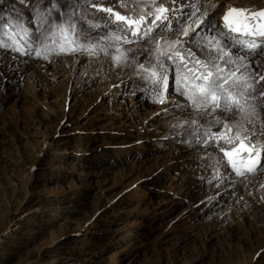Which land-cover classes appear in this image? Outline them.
I'll use <instances>...</instances> for the list:
<instances>
[{"label":"rangeland","instance_id":"1","mask_svg":"<svg viewBox=\"0 0 264 264\" xmlns=\"http://www.w3.org/2000/svg\"><path fill=\"white\" fill-rule=\"evenodd\" d=\"M79 2L58 0L64 9ZM120 2L104 0V5L119 6ZM50 3L2 0L0 16L18 15L32 27L34 9H44ZM166 5L171 18L172 0ZM54 15L59 21L58 12ZM101 16L97 13L89 19L99 20ZM80 27L87 25L81 22ZM104 33L101 28L91 34ZM176 34L173 20L171 29L162 35L168 38ZM131 45L134 49L123 45L130 49L129 59L119 66L111 55L72 53L44 60L0 49V264H264L263 182L239 183L241 186L228 189L223 186L220 194L230 192L232 196L213 205L221 179L205 181L212 180L214 170L222 177L231 170L224 163L211 164L212 168L205 163L214 155H204V146L189 135L187 126L174 127L182 123L179 114L157 120L153 127L148 119L149 140L144 138L147 131L140 129L150 112L130 121L123 116L109 121L123 113V97L108 96L102 102V95L119 87L133 59L139 64L149 58L148 41ZM2 54H14L22 60L13 82L6 77L10 61L1 58ZM54 58L60 64L48 69ZM252 59L264 67V48ZM85 82L86 90L75 94ZM135 82L142 84L136 74L132 77ZM250 83L257 87V94L263 92L264 80ZM70 92L72 97L66 102L65 95ZM166 99L165 104L185 103L182 96L173 93L171 76ZM259 99L253 102L262 121L264 107H259ZM155 100L152 104L158 106ZM187 113L200 124L212 120L206 113L190 109ZM215 115L221 121L236 117L235 111ZM55 132L60 142L45 155L40 154L43 133L52 136ZM154 144L160 146L159 151L155 152ZM176 150L185 151L184 159L198 161L197 165L167 171L170 154ZM34 164L37 167L31 172ZM260 175L264 173L250 178ZM198 176L206 179L195 181ZM249 202L255 211H248ZM236 206L249 216L239 219ZM229 212L237 218L235 235L224 232L205 240L214 220ZM176 248L179 257L174 256Z\"/></svg>","mask_w":264,"mask_h":264},{"label":"snow or ice","instance_id":"2","mask_svg":"<svg viewBox=\"0 0 264 264\" xmlns=\"http://www.w3.org/2000/svg\"><path fill=\"white\" fill-rule=\"evenodd\" d=\"M172 3L170 18L164 0H132L130 5L121 0L120 7L132 8L128 14L104 7V0H80L74 6L66 5L67 10L60 7L58 0H51L48 7L34 9L32 27L18 15L0 16V49L44 60L72 53L111 55L119 66L129 59L130 49L123 45L147 40L148 60L137 64L133 59L131 63L150 94L157 102L164 103L171 76L173 93L185 101L183 105L177 104V108L212 116L206 124L194 118L174 127L187 126L189 135L198 144L216 149L221 154L220 161L234 176L264 173L261 164L264 143L259 142V136L264 135V122L257 133L255 122L260 116L253 102L264 98V92L257 94L255 86L249 83L264 80V74L257 73L249 60L264 48V8L229 6L217 26L214 20L207 19L203 0H183V3L172 0ZM57 12L59 21L54 15ZM97 13L104 15L99 20L89 19ZM173 20L177 34L167 38L162 33L171 29ZM81 22L87 28L80 27ZM101 28L105 29L103 35L91 34ZM259 107H264V100ZM218 111H235L236 117L221 121L215 115ZM212 177L205 182L223 178L218 170L213 171Z\"/></svg>","mask_w":264,"mask_h":264},{"label":"bare ground","instance_id":"3","mask_svg":"<svg viewBox=\"0 0 264 264\" xmlns=\"http://www.w3.org/2000/svg\"><path fill=\"white\" fill-rule=\"evenodd\" d=\"M203 2L205 4H207V12H208V18L207 19L208 20H214V22L217 24V26H219L221 24L220 17L223 16L224 12L227 10V8L229 6H233V7H249V8H255V9L264 8V0H203ZM125 3H128L130 5L132 3V0H127V2H125ZM164 3L167 4V0H164ZM115 4L113 3V4L103 5V6L104 7H113L115 11H119L121 14H128L129 12L132 11L131 7L124 8V7H120V5L118 6V5H115ZM167 7H169V6H167ZM172 8H173V6L171 7V10H172ZM62 9H64V8H62ZM184 11L187 12L188 9L184 8ZM99 14H102V16L104 15L103 13H99ZM80 25H81V23H80ZM190 35H191V33H190ZM174 36L175 35H172V36H169L168 38H172ZM189 38H185V39H189ZM139 43L146 44L147 40H144V41L139 42ZM134 44H135V46L137 45V43H134ZM133 46L134 45L130 44L129 47L134 49ZM138 46H137V48H138ZM146 47H147V45H146ZM135 49H136V47H135ZM148 51H150V50H148ZM1 58H8V60L10 61V62H8L7 72L8 71L9 72H8L6 77H8V79L11 82H13L14 81L13 78L15 77V75L17 73V67L20 66V63H21L20 61H22V60L18 59L17 56L14 55V54L8 55V56L6 54H4V55L2 54ZM249 58H251L249 60L252 62L253 69H255L256 72H258V73H259V69H260L261 70L260 74H264V67H261L260 64L257 65L256 61L252 59L253 57H249ZM56 64L59 65L60 64V60L58 61V59L54 58L52 61H50V63H48V69L52 68ZM21 65H22V63H21ZM262 66H264V65H262ZM126 68H128V70H126V71L124 70L123 76L121 78V82L120 81L118 82V83H120L119 87L115 91H112L111 93L110 92H106V93H104L102 95V100H101L102 102L105 101L108 96L109 97L114 96L116 98L123 97L122 103H121V105L123 106L121 111L123 113L121 114V116H116V117L112 116V117H110L109 121H113L114 119L115 120L116 119H120L122 116H123V118L124 117L127 118V121H130V120H133L134 118L139 117L142 113L146 114V113L150 112V116L147 117L144 120V122L142 123V127L140 129V131H142V130H146L147 131V133L144 135V138L147 137L146 140H149L148 138L150 137L151 133H148L149 132V130H148L149 126L146 125V121L148 119H149V122L151 121L150 122V126L151 127H153L154 122H156L157 120H160L162 118L163 119L164 118H170L173 115H178V114H179V117H182V122L191 120L190 118L192 116L190 117V115H189L190 113H187V109L177 108L176 107L177 103H174L173 101L171 102V104H167L168 101H167V99H165L164 103H159L158 102L159 103L158 106L155 105V104H152V102L155 99L150 94V92L147 90V88L144 86V82L142 81V84H139V83L136 84V82H135V84H133L132 83V77H134L136 72L133 70V67L130 66V65L127 66ZM250 82H251V80L249 81V83ZM85 83L82 84L81 88H79V91L77 90L75 92V94L80 93V92H84L86 90L85 86L87 85V83L86 84ZM255 89H257V87H255ZM263 92H264V90H263ZM71 95H72V92H70L68 94L66 93V95H65V101L66 102H68L69 98L72 97ZM259 100H264V98H260ZM165 102H167V103L165 104ZM178 103L180 104V102H178ZM133 107H134V109L131 111L130 109H132ZM127 112H130V113H127ZM263 117H264V115L262 116V121L260 120L261 122H264V118ZM199 119H201V116H199ZM173 120L174 119H172V121ZM176 120L178 121L179 119H176ZM257 122L258 121L255 122V125H256L255 127H256L257 133H259L260 132L261 122H259V124ZM169 128H170V126L167 127L166 130L168 131ZM60 130L62 132V128ZM63 130H64V128H63ZM214 130H217V129L214 128ZM56 134H57V132H55L52 136H50L47 133H43L42 141L40 143L42 145V148L40 149L41 150L40 154H44L45 155V153L47 151H50L51 146H53L54 144H58L60 142V141L56 140V137H55ZM165 135L169 136L168 132H166ZM259 138L261 139V142H262V140H264V135H260ZM124 139H126V137ZM167 145H165V147H168ZM154 146H155V152L159 151V147L160 146L156 145V144H154ZM203 149H204V155L206 153H208V154H210V156L214 155V157H215L214 161L212 160L214 157L211 158V159L207 158L208 161H206L205 163H208V165H211V164H213V165L216 164L217 165L218 164V166L219 165L223 166V162L220 161V155L221 154L216 153V151H215L216 149H214L211 145L204 146ZM176 151H178V150H176ZM176 151H174V152H172L170 154L171 155L170 160H169L170 165L166 168L167 171L170 172L172 170L177 171V170H181V169L182 170H186L187 167H190L192 165L193 166L197 165L198 161H196V162H194V161H186L184 159V157L186 156L185 153H184L185 151H183V150L178 151V152H176ZM37 160L39 162V159H37ZM263 160H264V157H262L261 164L263 163ZM217 161H220V163H217ZM36 167H37V164L32 165V167H30L31 168V172H34ZM224 175L225 176L220 180L221 182H219V184H217V188L218 189L214 192L215 199L213 198V201H214V202H212L213 205H218V204H221L223 202L225 203V198L232 196V193H230V192H225V193L220 194L221 192H223V190H222L223 186H225V188L228 189V188H230V186H233V185L241 186L239 183L250 182L252 184L253 183L257 184L260 181L264 183V175H260V176L254 177V178L253 177L252 178H250V177H243L242 178V177L234 176L229 171H226V173ZM205 179H206V177H203V176H200V177L198 176V178L194 177L195 181H197V180L200 181V180H205ZM140 180L141 179H139V181ZM230 180H231L232 183H230ZM139 181H137L135 183L131 182L129 184V187H127V188H131L133 185L137 184ZM197 183H199V182H197ZM251 186H253V185H251ZM254 186H255V184H254ZM143 189H145V188L143 187ZM253 200H254V198H253ZM251 202H252V198H251ZM249 203H248L247 207L250 208V209L248 211L249 212H250V210L251 211H253V210L255 211V209L253 208L255 206H253V204H251V203L249 204ZM245 205H247V201L245 203L243 202V206H245ZM236 210H238L239 219H243L247 215V212L244 211V209H242V210L240 209L239 210V206H236ZM97 211H98V209L95 212H97ZM235 216H236L235 213L233 214V213L229 212V213L225 214L222 217L216 218L214 220V223H213L212 227H211L212 229L209 230V232H208L209 235H208L207 239H205V240H208V239H210L211 237H214L217 234H221V233L223 234L224 232H227L228 235H232V234L235 235L234 227H235V223H236V220H237V218ZM247 216H249V214ZM238 241H239V239H238ZM177 253H179V249L178 248H176L174 250V254H175L174 256L175 257H177V256L179 257V255H176Z\"/></svg>","mask_w":264,"mask_h":264}]
</instances>
